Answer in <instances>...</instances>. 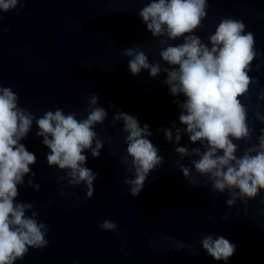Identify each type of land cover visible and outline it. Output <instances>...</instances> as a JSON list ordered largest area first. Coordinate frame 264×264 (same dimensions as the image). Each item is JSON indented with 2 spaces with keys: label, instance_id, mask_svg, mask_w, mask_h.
I'll return each mask as SVG.
<instances>
[{
  "label": "clouds",
  "instance_id": "9594fccd",
  "mask_svg": "<svg viewBox=\"0 0 264 264\" xmlns=\"http://www.w3.org/2000/svg\"><path fill=\"white\" fill-rule=\"evenodd\" d=\"M25 2L0 0V12L15 10L18 4L22 9ZM208 6L207 0H148L138 16L151 36L158 38L160 61L151 62L138 44L125 48L122 55L129 58L128 69L133 76L145 70L152 79L163 74L161 83L177 98L172 102L179 109L181 127L173 123L160 131L174 145L179 157L176 163L184 179L193 187L210 186L213 193L227 192L226 204L232 207L237 200L247 204L264 191V128L260 129L257 142L248 144L256 129L249 124V107L242 100L249 98L251 86L258 82L249 75L257 56L256 42L254 34L245 31L243 21L225 17L205 43L196 30L203 27ZM178 40L182 42L170 43ZM181 96L183 100L178 99ZM86 99L84 118L59 107L37 117L19 105V96L11 87L0 85V264H15L24 259L30 248L42 249L49 243V225L38 219L37 206L17 201L24 178L36 175L31 166L37 157L22 143L34 122L36 136L49 150L47 165L65 173L57 177L58 183L66 181L68 187L83 185L86 199L94 195L98 174L86 166L85 153L99 158L105 142L98 136L96 126L105 122L108 112L99 106L98 94ZM257 99L264 100V90L257 93ZM255 118L264 124V115L259 111ZM117 122H122L126 144L121 163L131 174L124 178V184L131 196L138 197L149 174L162 166L164 158L150 139L148 124L141 126L138 117L123 111L114 113L110 126L115 127ZM184 135L190 144L200 146H181ZM236 141L248 146L241 151ZM186 158L189 165L182 163ZM27 186L40 189V184L31 178ZM99 226L103 231L118 230V224L107 219ZM200 245L216 261H228L236 252L235 244L223 236L214 238L213 234L203 235ZM185 247L191 254H198L191 246H176Z\"/></svg>",
  "mask_w": 264,
  "mask_h": 264
}]
</instances>
